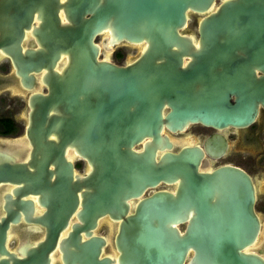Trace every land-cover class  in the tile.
<instances>
[{
    "label": "water",
    "instance_id": "95a60500",
    "mask_svg": "<svg viewBox=\"0 0 264 264\" xmlns=\"http://www.w3.org/2000/svg\"><path fill=\"white\" fill-rule=\"evenodd\" d=\"M33 13L37 48L29 49L30 40L21 51ZM191 15L198 17L195 37L183 33ZM122 43L140 47L136 57L121 66L100 58ZM0 50L21 86L34 84L29 73L38 82L27 101L29 159L0 157V184L16 185L14 199L2 197L0 255L7 258L0 264H47L80 189L75 217L82 225L72 224L59 241L62 264L113 262L96 259L102 239L79 243L78 233L89 236L104 215L119 222L117 264H264L250 249L260 228L250 178L229 165L196 173L202 152L172 153L165 134L190 124L244 129L264 111V0H0ZM209 145L222 150L218 138ZM68 150L86 161L88 173L72 175ZM177 179L174 194L141 198ZM27 194L36 195L42 215L31 217ZM17 211L45 228L36 247L17 249L21 259L3 248Z\"/></svg>",
    "mask_w": 264,
    "mask_h": 264
},
{
    "label": "flooded vegetation",
    "instance_id": "af4514ba",
    "mask_svg": "<svg viewBox=\"0 0 264 264\" xmlns=\"http://www.w3.org/2000/svg\"><path fill=\"white\" fill-rule=\"evenodd\" d=\"M35 18L36 13H33L29 28L27 30L23 29V37L19 44L21 51L27 49L30 40L33 41L35 48L29 49L37 48L35 39L30 34L32 31L31 25L37 24ZM116 47L128 48L130 46L122 43L113 48ZM113 64L121 66L118 63ZM14 71L9 57L0 50V157L12 159L14 163L21 164L26 163V160L29 159L31 149L28 140L25 138L27 113L29 111L27 101L28 97L36 92L38 82L36 76L29 73L28 75H31L34 79V84L31 88L26 89L21 86L20 77L14 75ZM44 90V87L40 86L39 91L44 92ZM165 134L171 143L172 153L177 154L183 148L192 147H198L202 152V157L196 166V173L209 174L217 168L229 165L240 169L250 178L254 194L253 211L260 223L258 235L250 249L251 252L264 258V111L259 109L255 123L244 129L227 128L218 131L199 124H190L181 132L169 133L165 131ZM212 138L219 139V143L222 145L221 151L209 149ZM135 149H141V145H138ZM65 160L72 165L73 176L81 177L88 173L89 166L86 161L79 158L72 150L67 151ZM49 169L52 170V167L50 166ZM177 183L178 179L171 185L158 183L153 188L146 189L141 198L163 190L174 194ZM15 187L16 185L10 183L0 184V218H5V211L2 209L4 205L2 197L8 194L11 199H14L11 190ZM82 191L83 189H80L76 192V208L68 218L66 225L58 232L54 247L47 254V264H62L61 252L58 250L59 241L66 238L68 232H71L70 227L72 224L82 225L75 217V212L80 210L81 198L79 194ZM36 199V195L30 194L22 198L23 201L29 200L32 202V218L42 215L45 211V208L37 204ZM138 201L139 199H133L128 202V214L132 215L134 213ZM17 213L19 217L16 223L7 222V228L4 230L3 248L7 253L13 254L15 259H21L25 256H20L16 252L17 249L24 246L25 243L33 245L26 248V250L36 247V244L44 239L45 228L37 223H26L22 219L21 212L17 211ZM187 221L177 225V228L182 231ZM118 224L119 222L110 219L107 215L98 217L95 220L94 227L87 230V232H90L89 236H84V232L78 233L80 236L79 243L91 237L102 239L104 243L99 247L100 252L96 259L108 258L110 261L113 260L109 264H117L116 260L119 252L115 248L114 237ZM192 254V250H189L186 259H189ZM2 258L6 259L7 256L0 255V259ZM7 264H10V261H7Z\"/></svg>",
    "mask_w": 264,
    "mask_h": 264
},
{
    "label": "rangeland",
    "instance_id": "374dc122",
    "mask_svg": "<svg viewBox=\"0 0 264 264\" xmlns=\"http://www.w3.org/2000/svg\"><path fill=\"white\" fill-rule=\"evenodd\" d=\"M197 20L198 17L191 15L188 19V24L184 29L183 33L195 37V27ZM95 42L99 44V38L96 39ZM138 52H139V47H128V48L116 47L111 49L110 53L101 51L100 58L108 59L113 63H118L122 65L128 62L129 60L133 59L134 57H136Z\"/></svg>",
    "mask_w": 264,
    "mask_h": 264
},
{
    "label": "bare ground",
    "instance_id": "6f19581e",
    "mask_svg": "<svg viewBox=\"0 0 264 264\" xmlns=\"http://www.w3.org/2000/svg\"><path fill=\"white\" fill-rule=\"evenodd\" d=\"M139 49H140V47H139ZM259 238V237H258Z\"/></svg>",
    "mask_w": 264,
    "mask_h": 264
}]
</instances>
